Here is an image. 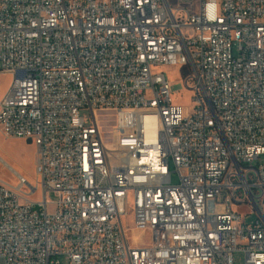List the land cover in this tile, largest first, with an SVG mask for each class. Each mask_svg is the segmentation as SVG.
<instances>
[{
  "label": "built area",
  "instance_id": "1",
  "mask_svg": "<svg viewBox=\"0 0 264 264\" xmlns=\"http://www.w3.org/2000/svg\"><path fill=\"white\" fill-rule=\"evenodd\" d=\"M190 1L0 0L4 264H264V0Z\"/></svg>",
  "mask_w": 264,
  "mask_h": 264
},
{
  "label": "rangeland",
  "instance_id": "2",
  "mask_svg": "<svg viewBox=\"0 0 264 264\" xmlns=\"http://www.w3.org/2000/svg\"><path fill=\"white\" fill-rule=\"evenodd\" d=\"M185 6H191L190 0H179ZM165 71L167 77L173 86L174 100L182 105L189 104L190 93L184 90L181 82V75L187 71V67L184 66H166ZM14 80V75L9 73L0 72V99L3 97L5 92L9 89L10 85ZM82 116L85 118L87 123H92L91 113L88 109L81 111ZM101 119H103L101 117ZM110 128V127H109ZM106 130L109 131L110 129ZM36 144L33 141L21 138L7 137L3 133L0 127V180L11 185L16 186L18 184V173L24 175L29 182L33 183L36 180ZM172 180L177 183L179 176L176 172L173 173ZM48 200L53 202L56 197L53 193L48 195ZM245 207L242 211H247ZM257 215L254 213L247 217L248 221L255 219ZM129 225L131 221L129 220ZM134 240H140V234L137 230L129 231V235ZM235 264H245V254L243 251H238L234 255ZM0 264H4L3 259H0Z\"/></svg>",
  "mask_w": 264,
  "mask_h": 264
},
{
  "label": "bare ground",
  "instance_id": "3",
  "mask_svg": "<svg viewBox=\"0 0 264 264\" xmlns=\"http://www.w3.org/2000/svg\"><path fill=\"white\" fill-rule=\"evenodd\" d=\"M147 121H148V126H152V116H149L148 118H147ZM148 137H149V139H153V134L152 133H149L148 134Z\"/></svg>",
  "mask_w": 264,
  "mask_h": 264
},
{
  "label": "trees",
  "instance_id": "4",
  "mask_svg": "<svg viewBox=\"0 0 264 264\" xmlns=\"http://www.w3.org/2000/svg\"><path fill=\"white\" fill-rule=\"evenodd\" d=\"M111 118H112V117H110L109 119L111 120ZM109 119L104 117V125H105L106 129L109 128V127H108V123H107V121H108ZM113 121H114V120H113V118H112V122H113ZM109 129H110V128H109Z\"/></svg>",
  "mask_w": 264,
  "mask_h": 264
},
{
  "label": "crops",
  "instance_id": "5",
  "mask_svg": "<svg viewBox=\"0 0 264 264\" xmlns=\"http://www.w3.org/2000/svg\"><path fill=\"white\" fill-rule=\"evenodd\" d=\"M1 100V99H0Z\"/></svg>",
  "mask_w": 264,
  "mask_h": 264
}]
</instances>
